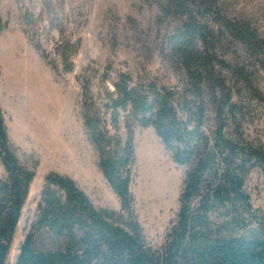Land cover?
<instances>
[{
	"label": "trees",
	"instance_id": "16d2710c",
	"mask_svg": "<svg viewBox=\"0 0 264 264\" xmlns=\"http://www.w3.org/2000/svg\"><path fill=\"white\" fill-rule=\"evenodd\" d=\"M161 11V22H173L166 41L181 86L136 84L119 75L104 99L109 118L97 112L85 118L120 211L97 209L73 180L48 175L16 264H264V216L245 190L250 173L264 171V148L245 139L228 77L253 88L247 69L253 63L264 69V32L232 18L224 0H167ZM233 55L242 62L234 63ZM122 118L129 128L125 142ZM132 126L153 127L175 162L190 167L178 223L158 251L132 212ZM0 161L7 173L0 179V264H6L35 174L18 160L1 106Z\"/></svg>",
	"mask_w": 264,
	"mask_h": 264
},
{
	"label": "rangeland",
	"instance_id": "374dc122",
	"mask_svg": "<svg viewBox=\"0 0 264 264\" xmlns=\"http://www.w3.org/2000/svg\"><path fill=\"white\" fill-rule=\"evenodd\" d=\"M224 1L232 18L246 19L264 32V0ZM166 2L0 0L4 26L0 31V106L18 160L35 174L6 264H16L20 247L37 219L41 193L50 174L73 180L95 208L120 211V199L100 169L85 118L96 112L109 118L104 99L119 75L131 76L136 84L181 86V72L167 49L173 22L160 21L161 6ZM13 55L24 59L30 77L22 90L20 108L5 88V73H15L10 60ZM238 56H231L234 63L242 62ZM247 70L253 88L228 76L239 109L237 119L245 139L264 148V69L253 63ZM207 127L214 129L212 111ZM119 135L124 142L129 138L124 118L119 123ZM132 136V212L146 243L158 251L178 223L190 167L175 162L174 152L165 148L153 127H133ZM157 176L162 187L154 182ZM0 179H7L1 161ZM245 190L254 210L264 216L262 169L250 173Z\"/></svg>",
	"mask_w": 264,
	"mask_h": 264
},
{
	"label": "bare ground",
	"instance_id": "6f19581e",
	"mask_svg": "<svg viewBox=\"0 0 264 264\" xmlns=\"http://www.w3.org/2000/svg\"><path fill=\"white\" fill-rule=\"evenodd\" d=\"M13 52H14V50H13ZM17 57L15 55H13V58H10V60L13 63V66H14V68H12V69H14L15 73L12 76L8 74L9 72L7 73L8 75L5 73V76H6L5 77V88H8V89H6L8 96L10 98H13L16 101L15 102L17 104L16 107L20 108L22 98H23L22 90H24L26 85H28L30 83V77H29L28 65L25 64L24 59H20L21 57L20 58H17ZM10 60H8V61H10ZM29 60H31V59H29ZM155 180L156 181H154V182H156V186L162 187L158 176ZM147 183H149V182H147Z\"/></svg>",
	"mask_w": 264,
	"mask_h": 264
}]
</instances>
